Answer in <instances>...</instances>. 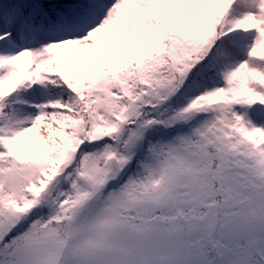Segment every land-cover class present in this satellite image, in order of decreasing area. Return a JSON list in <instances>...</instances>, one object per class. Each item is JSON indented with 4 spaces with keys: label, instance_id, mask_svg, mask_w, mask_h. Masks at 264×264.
Listing matches in <instances>:
<instances>
[{
    "label": "snow or ice",
    "instance_id": "obj_1",
    "mask_svg": "<svg viewBox=\"0 0 264 264\" xmlns=\"http://www.w3.org/2000/svg\"><path fill=\"white\" fill-rule=\"evenodd\" d=\"M0 264H264V0H0Z\"/></svg>",
    "mask_w": 264,
    "mask_h": 264
}]
</instances>
